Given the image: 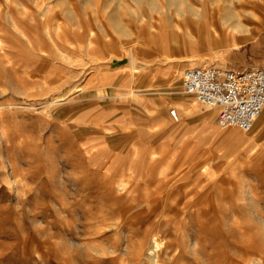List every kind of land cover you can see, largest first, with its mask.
<instances>
[{"label":"rangeland","instance_id":"rangeland-1","mask_svg":"<svg viewBox=\"0 0 264 264\" xmlns=\"http://www.w3.org/2000/svg\"><path fill=\"white\" fill-rule=\"evenodd\" d=\"M255 2L0 0V264H264L263 117L181 84L264 64Z\"/></svg>","mask_w":264,"mask_h":264},{"label":"built area","instance_id":"built-area-1","mask_svg":"<svg viewBox=\"0 0 264 264\" xmlns=\"http://www.w3.org/2000/svg\"><path fill=\"white\" fill-rule=\"evenodd\" d=\"M181 84L198 102L218 110L222 126L250 131L264 110V66H188L182 73Z\"/></svg>","mask_w":264,"mask_h":264},{"label":"bare ground","instance_id":"bare-ground-1","mask_svg":"<svg viewBox=\"0 0 264 264\" xmlns=\"http://www.w3.org/2000/svg\"><path fill=\"white\" fill-rule=\"evenodd\" d=\"M254 4H255L254 6H256V9L253 10V11L248 12V14L256 17L259 20L264 19V2H257V3L255 2ZM229 12H230L231 15L230 14L227 15V18H225V21L231 22L233 24V29L234 30L239 31V32H249L250 31V28L248 27L247 24L241 23V22L237 21V19H235V17L238 16L235 11H229ZM197 13H199V12L197 11ZM200 60H201L200 63H203V64L206 63L203 59L200 58ZM132 67L134 68L135 72L138 71L137 67L135 68L134 63L132 64ZM172 166L174 167L175 165L172 164ZM169 168L172 169V167H169ZM164 171L162 173L160 172L161 174L164 173V179H162V181L165 184H170L171 180L168 179V171H166V172H164ZM152 243L153 244H152V249L150 250V254L152 255V259H155L154 255L156 254L157 250H159L161 248L162 239L159 238L158 236H154L153 239H152ZM152 261H154V260H152ZM154 262H156V261H154Z\"/></svg>","mask_w":264,"mask_h":264},{"label":"crops","instance_id":"crops-1","mask_svg":"<svg viewBox=\"0 0 264 264\" xmlns=\"http://www.w3.org/2000/svg\"><path fill=\"white\" fill-rule=\"evenodd\" d=\"M258 21H259V23H261V24L264 23V20H258ZM259 66H264V64L256 65V66H250V67H259ZM250 67H248V68H250ZM261 115H262V117H263V118H262L263 121H262V123H261V127L263 128V127H264V111H262Z\"/></svg>","mask_w":264,"mask_h":264}]
</instances>
